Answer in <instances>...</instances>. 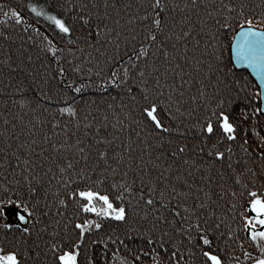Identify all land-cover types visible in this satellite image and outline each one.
Masks as SVG:
<instances>
[{"label":"snow or ice","instance_id":"6c2138e0","mask_svg":"<svg viewBox=\"0 0 264 264\" xmlns=\"http://www.w3.org/2000/svg\"><path fill=\"white\" fill-rule=\"evenodd\" d=\"M20 7L0 17V264H264V0Z\"/></svg>","mask_w":264,"mask_h":264},{"label":"trees","instance_id":"16d2710c","mask_svg":"<svg viewBox=\"0 0 264 264\" xmlns=\"http://www.w3.org/2000/svg\"><path fill=\"white\" fill-rule=\"evenodd\" d=\"M22 3H26V0H0V5H5V4L8 5V8H0V17L3 16L4 11H9L11 8H16V10L21 12V15L27 17L29 14L26 12V10H22L20 7V5ZM251 3H259V0H250V4ZM257 11H259V9H257ZM9 22H11V21H9ZM30 23L34 25L35 19L34 18L31 19ZM41 23H43V22H41ZM0 26H2V25H0ZM31 31H32V29L29 28V32H31ZM13 35H15V34H13ZM229 57H230V51L225 50V52H224V63L228 69H231V72L234 74L235 78L240 79L242 83L245 80H247L250 85H255L257 87V85L250 78L248 73H246L245 71L234 70L232 63H229ZM97 264H100L99 259H97Z\"/></svg>","mask_w":264,"mask_h":264},{"label":"water","instance_id":"95a60500","mask_svg":"<svg viewBox=\"0 0 264 264\" xmlns=\"http://www.w3.org/2000/svg\"><path fill=\"white\" fill-rule=\"evenodd\" d=\"M232 64L237 70L247 71L249 73V75L256 81V84L259 87V80L250 68H246L243 64L237 65L234 61L232 62Z\"/></svg>","mask_w":264,"mask_h":264},{"label":"bare ground","instance_id":"6f19581e","mask_svg":"<svg viewBox=\"0 0 264 264\" xmlns=\"http://www.w3.org/2000/svg\"><path fill=\"white\" fill-rule=\"evenodd\" d=\"M232 63V62H231ZM232 66H233V64H232ZM233 68H234V70H236V71H245V70H237L234 66H233ZM246 73H248L247 71H245ZM248 75H249V73H248ZM250 76V75H249ZM250 78L254 81V83L256 84V81L250 76ZM257 85V84H256ZM258 87V86H257Z\"/></svg>","mask_w":264,"mask_h":264}]
</instances>
